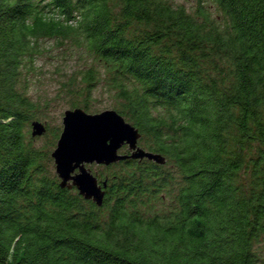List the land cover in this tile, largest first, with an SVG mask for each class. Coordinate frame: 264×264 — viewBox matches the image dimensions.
I'll return each instance as SVG.
<instances>
[{
	"label": "trees",
	"instance_id": "obj_1",
	"mask_svg": "<svg viewBox=\"0 0 264 264\" xmlns=\"http://www.w3.org/2000/svg\"><path fill=\"white\" fill-rule=\"evenodd\" d=\"M53 37L87 60L69 107L104 84L165 156L98 164L99 205L58 184L61 128L31 135L21 74ZM263 238L264 0H0V264H264Z\"/></svg>",
	"mask_w": 264,
	"mask_h": 264
},
{
	"label": "water",
	"instance_id": "obj_2",
	"mask_svg": "<svg viewBox=\"0 0 264 264\" xmlns=\"http://www.w3.org/2000/svg\"><path fill=\"white\" fill-rule=\"evenodd\" d=\"M61 129L50 152L54 172L62 186H75L77 192L99 205L104 195L105 180L98 181L87 164H108L122 158L146 157L164 163L165 156L137 144V128L113 108L87 112L82 107H68L62 111ZM31 135L45 131L44 124L33 119ZM122 144L127 151L121 152Z\"/></svg>",
	"mask_w": 264,
	"mask_h": 264
},
{
	"label": "rangeland",
	"instance_id": "obj_3",
	"mask_svg": "<svg viewBox=\"0 0 264 264\" xmlns=\"http://www.w3.org/2000/svg\"><path fill=\"white\" fill-rule=\"evenodd\" d=\"M169 1L175 4H184L189 12L194 11L199 3V0ZM208 3H204L208 14L215 19V23L223 25L225 17L222 16L213 3H210V5ZM38 42L40 50L36 54L29 71H22V84L30 99H33L40 107L39 114L41 115L37 119L49 127L61 128L62 111L69 107L66 102L67 98L73 96L70 90L73 80L72 74L76 72L78 74L79 69L86 65L87 60L78 47L70 45L72 47L70 48L68 44L57 38H41ZM91 96L95 109L92 111H99L106 107L112 108V103L115 100L112 90L105 88L104 84L93 88ZM46 133L47 131L45 130L44 133L36 135L35 143L40 144L42 140H45ZM137 144L140 145L138 141ZM87 165L92 172L98 168V164L95 162ZM52 170L54 169L52 168ZM257 245L264 252V238L257 242Z\"/></svg>",
	"mask_w": 264,
	"mask_h": 264
},
{
	"label": "bare ground",
	"instance_id": "obj_4",
	"mask_svg": "<svg viewBox=\"0 0 264 264\" xmlns=\"http://www.w3.org/2000/svg\"><path fill=\"white\" fill-rule=\"evenodd\" d=\"M137 159H139V158H137ZM57 178H58V176H57Z\"/></svg>",
	"mask_w": 264,
	"mask_h": 264
}]
</instances>
